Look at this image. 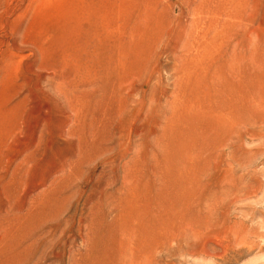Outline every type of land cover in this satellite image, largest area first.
I'll use <instances>...</instances> for the list:
<instances>
[{
	"label": "rangeland",
	"instance_id": "obj_1",
	"mask_svg": "<svg viewBox=\"0 0 264 264\" xmlns=\"http://www.w3.org/2000/svg\"><path fill=\"white\" fill-rule=\"evenodd\" d=\"M0 264H264V0H0Z\"/></svg>",
	"mask_w": 264,
	"mask_h": 264
}]
</instances>
